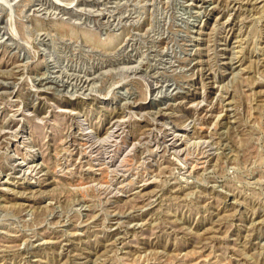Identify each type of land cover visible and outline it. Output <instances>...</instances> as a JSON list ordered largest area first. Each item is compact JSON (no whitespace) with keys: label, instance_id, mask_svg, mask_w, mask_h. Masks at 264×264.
I'll return each mask as SVG.
<instances>
[{"label":"rangeland","instance_id":"obj_1","mask_svg":"<svg viewBox=\"0 0 264 264\" xmlns=\"http://www.w3.org/2000/svg\"><path fill=\"white\" fill-rule=\"evenodd\" d=\"M0 264H264V0H0Z\"/></svg>","mask_w":264,"mask_h":264}]
</instances>
